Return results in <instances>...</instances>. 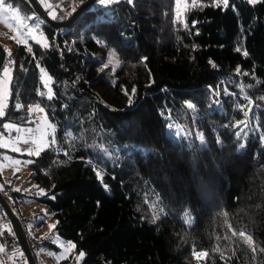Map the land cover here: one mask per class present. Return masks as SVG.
<instances>
[{"label": "trees", "instance_id": "obj_1", "mask_svg": "<svg viewBox=\"0 0 264 264\" xmlns=\"http://www.w3.org/2000/svg\"><path fill=\"white\" fill-rule=\"evenodd\" d=\"M195 1L178 17L175 0H95L89 18L106 13L109 22L85 30L84 10L66 28L41 19L47 49L0 40V78L13 61L0 136L7 122L32 123L33 104L55 127V146L28 163L39 191L31 197L75 245L55 264L81 251L80 264H264V2ZM9 2L38 16L27 0ZM37 64L52 77V99ZM242 121L246 139L233 127Z\"/></svg>", "mask_w": 264, "mask_h": 264}, {"label": "rangeland", "instance_id": "obj_2", "mask_svg": "<svg viewBox=\"0 0 264 264\" xmlns=\"http://www.w3.org/2000/svg\"><path fill=\"white\" fill-rule=\"evenodd\" d=\"M38 1L40 2V5H42L41 7L45 8L47 11H49V9L50 11L53 9L59 11L58 7L62 0H58L54 4H49L45 0H38ZM193 2L196 3L195 0H179V4H177V0H175L174 7L176 11V16L182 17L186 7L189 4H192ZM214 3L217 4V1H214ZM45 5H51V7H45ZM5 21H7V23H5ZM22 24H28L29 26H33V22H28V20L22 17L20 14L18 16H14L10 13L7 16H0V40L5 44V47L7 46L9 48L10 46H12V44L18 43L17 39L23 38L21 36V31L26 32L27 28L22 29L21 28ZM40 31L43 30L40 29ZM33 35L38 37V33H33ZM28 42H35V41L33 39H29ZM0 80H3V76L0 78ZM0 87H4V85H0ZM37 105L38 104H33L30 105L29 107H35ZM30 115H31L32 123L23 126L17 125L15 123H11V124L19 128L27 129V128H36L37 125H40L43 128L45 119L47 120L48 123H50L47 119L46 112L44 113L34 112L31 113ZM5 131L6 134L0 136V145L7 143L9 146L8 147L0 146V148H2L0 149V186L9 187L14 191L15 189H19V191L24 193L22 196L15 195L14 193L12 195V199L15 201L16 206L19 210V214H18L19 216L25 217L28 214H33V211L36 210L38 212L37 213L38 218L40 219L41 217H43L44 220L43 223L31 221L30 223L24 225L23 227L24 234L28 242H30L31 240L30 237L36 239L35 245H37L38 248L31 249L35 259V264H55L56 262H54V259L56 261H60L57 260L56 257L59 256L64 251V248L61 247V243H63L66 246L71 241L62 238L57 233H54V231L52 230L50 231L49 225H53L55 223V220L46 211L44 206H42L36 199L31 197L34 196V194H38L39 191L35 189L34 182L30 177V169L28 163L25 162L29 161L31 157H33L28 155L26 150L28 148H34V145L31 144V142L25 144L22 141H18L17 143L13 144V141L16 140V138L21 136L22 134L14 130L13 131L5 130ZM47 132H48L47 139L51 140L52 136L54 135V132H52L51 129H47ZM174 133L176 135H179L180 130L178 126L175 127ZM39 135H40L39 133H35L33 138H37ZM24 138H28L27 134H24ZM14 147L20 148L21 151L20 152L14 151L13 150ZM5 157H7V159H5ZM15 160H19L20 163L14 164L13 161ZM48 237L52 238L50 243H52L57 249H55L53 246H49V240L47 239ZM42 238L44 239L46 238L47 240V241L45 240L46 243ZM41 249H43V251H41ZM50 252L53 253V255H49L48 253ZM70 252L71 253L74 252L73 248L69 252H67L65 256L68 255ZM78 255L79 253L78 254L75 253L73 255L75 264H80V260L79 261L76 260V257Z\"/></svg>", "mask_w": 264, "mask_h": 264}, {"label": "snow or ice", "instance_id": "obj_3", "mask_svg": "<svg viewBox=\"0 0 264 264\" xmlns=\"http://www.w3.org/2000/svg\"><path fill=\"white\" fill-rule=\"evenodd\" d=\"M80 2H81L82 5H84V17L85 18L83 20V26H84L85 30H88V29H90V28H92L94 26H99L101 24H105V23L109 22L108 19H105L106 15H107L106 13H101L99 15H95L93 18H89V14L93 13L96 10V4H89L88 0H80ZM97 2H98V5H100V6H108V5H111V4H114V3H119V2H121V0H97ZM127 2L129 4H132L134 2V0H127ZM247 2L249 4L255 5L258 2H264V0H247ZM177 4H179V0H177ZM220 4H223V6L225 8H227L229 6V0H217L216 6H219ZM45 7H51V5H45ZM74 11H75V9H73V12ZM10 13L12 15H14V16H18L19 15L17 7H14L13 4L9 2V0H0V16H7ZM49 15H50V17L53 20L64 19L65 18L64 16H59L58 17L54 11L50 12ZM68 15H71V13H69ZM177 15H179V14H177ZM27 19L33 21V26H29L28 24H22L21 28L22 29L23 28H27V31L26 32L25 31H21V36L23 38L22 39H17V42L24 44L26 46V50L29 53H32V51H33L32 47L28 45V40L29 39H33L36 43L41 44V46L43 48H45V49L49 48L50 45L48 43L47 37L44 36L43 31H40V29L43 26V21L40 19V17L39 16L27 17ZM72 22H75V18H73ZM5 23H7V21H5ZM194 24H195V22H193V26H194ZM33 33H38V37L33 35ZM92 38L95 40V42L98 45L105 46L106 43H107L106 39L98 38L95 35H93ZM237 51H239V49H237ZM245 55H247V53H245ZM9 56H11L10 52H9ZM115 56H116V53H115V51H113L110 54V58H109L108 63L104 64L103 67L107 68L109 66V64H112L113 63V58ZM115 62H116L117 65L119 64V60H116ZM210 63H212V62L210 61ZM12 64H13V61L11 59H9L8 64L6 66H4V68H3V80H0V85H5L4 87H0V118H3L6 115L5 110L8 107L7 103L5 102L6 98H7V94H8L6 83H7V81L11 80L10 71H11V65ZM213 66H215V65H213ZM37 67L40 68L41 80L43 82L44 87L47 89V93H46L47 98L48 99H52L53 98V91H52V88L49 86L52 83V77L45 71L44 68L40 67L39 64H37ZM24 70L26 71V69H24ZM101 70H103V69H101ZM39 94L41 96H45L44 92H40ZM125 95L128 96V106L127 107L128 108H132L133 104H134L133 97L136 96L135 87L132 88L131 94H129L127 91H125ZM261 99H264V98H261ZM251 103H252L251 100H249V104H251ZM186 106H187L188 109H194V107H195L194 104H192V103H188ZM15 107L17 109H20V108L23 107V105L17 103L15 105ZM28 111H29V114L34 113V112L44 113L45 109L43 107L37 105L35 107H29ZM245 116L248 117L249 116V112L246 111L245 112ZM241 124H243L244 127H241L240 126ZM226 127H227V125H226ZM233 127L238 129L236 131V133H235L237 138H240L241 136H243L246 139L248 137L249 132L245 130L247 128V122H243V121L242 122H238ZM3 128L5 130H7V131H13L14 130V131L22 134L21 136L17 137L16 140L13 141V144L17 143L18 141H22L25 144H28V143L31 142V144L34 145V148H28L26 150L27 154L30 155V156L39 157L42 151H44L45 149H48V148H50L52 146H55V144H56V139H55L54 135L52 136L51 140L47 139V135H48L47 129H51L52 132H55V127L51 123H48L46 119L44 120V127L43 128L40 125H37L36 128L24 129V128L16 127V126H14L11 123L3 124ZM169 128L170 129L172 128L171 124H169ZM35 133H39L40 135L37 138H33ZM24 134H27L28 138H24ZM71 135H72V133H68V136L71 137ZM189 135H191V134L189 133ZM196 136L200 140L201 145L204 146L205 140H204L203 133H197ZM260 139L262 141H264V135H261ZM217 143H222V141L219 139V137L217 138ZM0 146L8 147L9 145L7 143H5V144L0 145ZM239 147L241 149H243L245 147V143H241L239 145ZM13 150L17 151V152L21 151V149L18 148V147H14ZM5 159H7V157H5ZM13 163L14 164H19L20 161L19 160H15V161H13ZM25 163H29L30 164V163H34V161L29 160V161H26ZM96 175H97L98 179L102 180L101 171H97ZM0 187H2V186H0ZM104 187H105V189H107L108 185L105 184ZM15 190L19 191V189H15ZM40 194L41 195L44 194L42 189L40 190ZM52 198L55 199V196H53ZM161 211H163V210L161 209ZM40 219H43V217H41ZM188 223H191L190 218L188 220ZM55 227H56L55 224L49 225L50 231L52 229H54ZM233 235H235V233H233ZM239 235L241 237L245 236V234L243 232H241ZM245 240L251 246V237H245ZM56 242H59V241H56ZM61 247L64 248V251L59 256L56 257L57 260L65 258V254L67 252H69L72 248H74L75 245L72 244L71 242H69L66 246L63 243H61ZM15 251H18V250H15ZM41 251H43V249H41ZM252 251L255 254V252L257 250H256L255 247H253ZM0 252H4V247L2 245H0ZM14 254H15V252H14ZM48 254L49 255H53V253H51V252L48 253ZM20 255H23V253H20ZM84 255H85V253L83 251H81L79 253V255L76 257V260L77 261L81 260L84 257ZM198 255L206 256L207 253H199ZM26 264H27V262H26Z\"/></svg>", "mask_w": 264, "mask_h": 264}, {"label": "built area", "instance_id": "obj_4", "mask_svg": "<svg viewBox=\"0 0 264 264\" xmlns=\"http://www.w3.org/2000/svg\"><path fill=\"white\" fill-rule=\"evenodd\" d=\"M79 3L80 0H62L61 3L59 4L58 9L65 15V17H69L70 15L68 14L73 13V9H76ZM0 193L7 202V204L10 206L11 210L14 212L20 223L22 224V227H24V225L31 222V220L33 219V216L31 214L25 217L18 215L19 210L16 206L15 201L12 199L14 190L10 189L9 187L2 186L0 189ZM30 238L31 240L29 243L31 245V248L37 249L38 246L35 245L36 239L32 237ZM48 240L50 243L52 238L50 237L48 238ZM0 245L4 247V252H0V264H26V262L28 264L27 257L21 248L20 242L12 231L10 218L7 212L5 211V209L1 206V204H0ZM20 253H23V255H20ZM66 264H75V262L67 261Z\"/></svg>", "mask_w": 264, "mask_h": 264}, {"label": "water", "instance_id": "obj_5", "mask_svg": "<svg viewBox=\"0 0 264 264\" xmlns=\"http://www.w3.org/2000/svg\"><path fill=\"white\" fill-rule=\"evenodd\" d=\"M27 1L31 5V7L37 12L40 19H42L44 22L49 23L50 25L56 28L69 27L73 23L72 22L73 18L76 19L84 10V5L80 4L69 17L61 21H55L48 16L45 10L42 9L40 2L38 0H27ZM94 1L95 0H88V3L92 4ZM6 53L7 52H6L5 47L0 42V69L5 61ZM0 204L5 209V211L7 212L10 218V224L12 227V231L20 242L21 248L27 257L28 264H35L33 254L30 250L27 238L24 234V228L22 227V224L20 223V221L18 220L14 212L11 210L10 206L7 204L5 199L2 197L1 193H0Z\"/></svg>", "mask_w": 264, "mask_h": 264}, {"label": "crops", "instance_id": "obj_6", "mask_svg": "<svg viewBox=\"0 0 264 264\" xmlns=\"http://www.w3.org/2000/svg\"><path fill=\"white\" fill-rule=\"evenodd\" d=\"M14 192H16V190L14 191ZM37 211L36 210H34L33 211V214H31L32 216H33V219L31 220V221H36V222H39L41 219H39L38 218V215H37ZM28 215H30V214H28ZM36 217V218H35ZM69 255V254H68ZM68 255H66L65 257H67ZM64 259V258H63ZM59 260H61V259H59Z\"/></svg>", "mask_w": 264, "mask_h": 264}]
</instances>
